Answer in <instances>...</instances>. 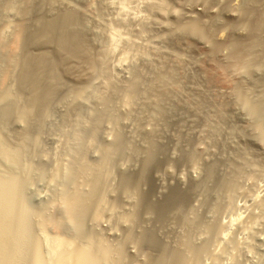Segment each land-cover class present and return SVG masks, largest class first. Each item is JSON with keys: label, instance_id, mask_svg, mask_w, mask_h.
<instances>
[{"label": "bare ground", "instance_id": "1", "mask_svg": "<svg viewBox=\"0 0 264 264\" xmlns=\"http://www.w3.org/2000/svg\"><path fill=\"white\" fill-rule=\"evenodd\" d=\"M76 1L78 6L62 0H0V21L5 12H13L18 21L11 40L3 44L0 39V162L5 166L3 172L2 168L0 170V264H123L122 246L113 248L86 229L89 218L100 220L108 177L112 167L117 168L121 161L141 165H134L138 168L131 167L127 172L119 166V197L135 200L138 213L142 209L146 216L157 214L164 225L167 216L169 218L174 210L182 213L192 193L203 190L213 195L216 200L213 202L215 205L211 206L213 209L210 208L213 214L223 206L221 200L229 198L238 188V178L236 181L233 174L228 175L225 171L222 174L217 170L218 176L216 164L208 165L203 181L194 182L189 190L173 188L159 202L153 198L156 184L153 186L150 182L156 181L159 172L154 169L164 161L161 157L168 151L163 143L160 144L162 140H158L161 128L167 130L172 120L176 125L177 118V125L181 128L186 122L183 121L184 117L191 114L200 117L201 126L208 128L210 134L205 132L214 139L222 136L220 124L229 119L228 103L231 97L242 94L248 99L247 95H243L245 77H241H250L251 71L264 66V0H241L239 7L232 5L231 0H222L221 11L215 8V0H183L189 7L187 10L196 15L188 17L174 13L171 17L177 21L178 37L186 45H194L192 47H195L200 59L193 57L191 63L186 65L176 57L149 61L147 58L142 65L146 68L142 70L136 67L131 78L120 85L110 79L106 51L99 45L100 36L89 24L90 6L85 0ZM222 14L227 20L223 19ZM172 44H176V37H173ZM225 52L229 53L223 55ZM221 55L223 59H220ZM195 83L200 86H196V90L191 88L196 95L184 93ZM196 96L202 100L195 101L200 99H194ZM117 99L120 103L122 101L125 108L119 107ZM261 102L263 105L257 108V112L264 116V98ZM57 111L62 122L69 125L72 131V142L68 147L72 161L67 172L62 174L63 186L60 191L65 208L58 218L47 219L41 214L43 219L40 216L38 226L32 223L31 216L35 212L26 189L32 182L31 175L42 178L45 170L29 165L27 159L33 154L31 147L38 143L33 137L34 132L42 131L47 118ZM129 119L134 123L131 136L121 129ZM105 122H110L114 128L113 139L110 146L101 151L99 163L90 165L86 161L89 151L84 136L92 139L103 137L101 130ZM16 123L23 125V133L20 134L22 143L11 148L7 130ZM136 138L140 140L139 144ZM182 138L183 135H180L179 140ZM263 141L264 130L253 141L264 158ZM189 143L193 145L192 141ZM196 145L192 146L191 151L186 150L190 153L183 157L184 162L191 161L192 164L188 163L191 166L195 163L198 165V154H202ZM165 170L168 171L167 168ZM243 170L241 168L240 171ZM238 175L241 177L242 174ZM211 182L214 183L212 188L208 185ZM147 183L152 185L153 188L148 184L153 191L149 189L151 192L144 194L140 192L143 189L142 186L140 190V186ZM83 185L86 190L82 189ZM116 206L114 204L113 209ZM259 209L261 217H264V201ZM136 213L126 219L134 223L139 215ZM176 213L174 211V215ZM187 216H180L182 225L194 227L197 216L195 219ZM35 225L43 232L50 227L56 234L69 230L73 237L67 240L55 237L53 241L45 236L42 240L36 235ZM151 231L142 230L136 239L139 245L147 243L159 247L158 257L147 264H184L180 248L177 251L160 243L155 230ZM205 232L212 239V231ZM130 239L132 237L128 236L126 240ZM44 241H50L47 255L43 252ZM195 246H191L197 248H193L192 257L197 259L199 255L202 256V251L204 255L207 247L205 244L206 249L204 247L202 250L203 247ZM198 249L202 250L201 253Z\"/></svg>", "mask_w": 264, "mask_h": 264}, {"label": "rangeland", "instance_id": "2", "mask_svg": "<svg viewBox=\"0 0 264 264\" xmlns=\"http://www.w3.org/2000/svg\"><path fill=\"white\" fill-rule=\"evenodd\" d=\"M8 1L17 2L18 0ZM62 1L71 5L76 4L75 6L79 5L76 0ZM211 1L213 2V0ZM85 2L91 8L88 16L89 24L93 28V31L100 36L99 45L107 54L110 79L119 85L121 83L124 84V82L126 83L131 78L133 70L136 67L142 70L146 68L142 67V65L149 61V59L156 60L165 57V59L170 60V57H176L186 65H189L192 59L198 58L197 52L194 49L195 47H192L194 45L188 44L190 45L189 47L182 38L178 37L179 35L176 31V27L178 26L177 21L171 17L174 13L175 15H185L188 17L189 15H196L187 10L189 7L183 0H85ZM220 2L222 0H215L214 2L216 6L217 4L219 5L215 6L217 11L222 5ZM230 3L239 7L241 0H231ZM223 19L227 20L225 16H223ZM17 22V18L13 12L3 13L2 20L0 21V39L3 44L11 40L10 38ZM173 37H176V44L174 46L172 44ZM227 53L229 52H225L223 55H227ZM223 55L220 56V59ZM199 57L202 56L200 55ZM192 66H194L193 61ZM253 71H251L250 77L244 75L241 77H245L243 79L245 81L243 85V90L245 89L243 92L245 94L242 93L243 95H247L246 98L248 99H245V96H242V94L231 97L230 103H228L229 119L220 124L219 132H222L219 134L222 136L219 135L220 137L214 138L216 140L209 136L208 128L201 126L203 123L200 117L191 114H187V120L184 117L183 121L186 122L183 123L186 125L183 124L181 128L177 125L179 118L175 117L174 120L178 119L177 121L175 120L176 125L172 120L173 126L170 124V129H160L162 133L158 134V140H162L160 144L163 143L162 145L166 148L165 150L168 148V151L166 155L161 157V160L164 161L158 165L157 169H154V171L158 170L157 172L159 173L156 175V181L154 183L150 182V184L153 186L156 184V186L153 188L152 185L147 183L146 188V185L142 184L140 190L143 189L139 190L146 194L151 192L149 189L152 190L153 188L155 190L154 195L156 192V195L153 196L154 201H162L173 188H180V190L188 188L189 190L194 182L203 181L208 165L216 164L217 173L219 171L223 174L225 171L228 175L233 174L232 176L236 181L237 178L239 181L237 190L229 198L221 200L223 201V206L221 205L218 212L213 211L212 214L210 210V208L213 209L211 206L215 205L213 203L216 201L215 197L206 191L207 194L203 190H198V192L196 191V193L191 194L193 196L186 203L184 212L182 211L184 215L180 211L178 213V210H174L175 213L177 212V215H182V217L189 214L190 219H195V216H197V226L195 223L194 227L193 225L191 227L186 224L182 225L180 216L178 217L179 219L176 218L177 215H174V211L171 213L172 215L169 214V218L167 216V221H165L164 225V223H160L157 214H148L149 216H146L143 214L144 211L142 209L138 213L135 207V200L128 198L121 199L118 195L117 187L121 177L119 166H122L121 170L127 172L131 167L138 168L141 164H128L125 161H121L117 168L115 166L112 167L106 183L105 204L100 208V220L96 221L93 218H89L86 223V229L87 232L92 231L95 236L99 239L101 238V240L107 242L113 248H121L122 246L124 255L123 264H147L149 260L152 261L158 257L159 247L149 246L147 243L146 245L145 243L139 245L136 242L137 236L142 230L151 231V229L155 230L154 233H156L160 243L167 244L169 248L177 251L180 248L179 251H181L182 257L185 260H183L184 264H264V217H261L262 213L259 211V205L264 201V158L260 154L259 147L253 142L260 137L261 131L264 130V116H261L257 112V108L260 109L263 105L261 100L264 98V66L260 70ZM251 74L253 75L251 76ZM194 85L192 87L189 86L190 91L186 89L184 93H191V96L192 94L196 95L193 90L200 86H197L196 83ZM191 88L194 89L192 90ZM183 96L184 98L186 97L185 94ZM196 97L194 99H200L195 101L199 102L202 100L200 96ZM246 100L248 102H245ZM116 102L120 108H125L122 106V101L120 103V100L117 99ZM195 117H197L196 121ZM193 118L194 120H192ZM133 124V121L130 119L128 122H124L121 128L122 132L127 136H131L134 130ZM179 129H181V133L184 132L185 134H181ZM113 132L114 128L111 123L105 122L101 130L103 137L92 139L90 136H84V141L88 145L89 151L86 159L88 164L97 165L99 163L101 151L110 146ZM21 133H23V125L21 123H16L12 128L7 130L11 148H16L22 143ZM179 134L183 135L182 139L185 141L179 140ZM71 136V127L62 122L58 111L53 112L47 118L42 131H36L33 134L38 143L31 147L33 154L30 156V159H27V163L31 164L34 168L43 167L45 170L42 178L31 175L32 182L29 188L26 189L28 190L26 192L27 196L31 197V208L35 212L31 216L32 223L34 224H40L38 222V220H41L40 216L42 219L43 215L47 219L58 218L63 213L65 203L60 191L63 186L62 174H65L71 166L72 157L68 150L72 142ZM217 139L219 140L217 141ZM135 141H138V144L140 143L138 138ZM191 141L193 145L190 146L191 143L189 142ZM195 145L201 150L202 154H198L200 155V157H197L199 163L196 161L198 165L195 163L193 164L195 166L192 167L193 165H189L191 161L189 163L186 160L185 163L183 159L186 158L185 155L187 156V153H190L186 150L191 151L192 146L194 147ZM172 147L174 150L171 149ZM168 153L169 155H167ZM134 165L139 166L136 167ZM246 165H251L252 167L248 168L247 166L246 169ZM4 167L0 162V170L2 168V172L5 170ZM166 168L168 171L165 170ZM241 168L242 170L244 168L245 171L241 172ZM234 169H237V171L234 172ZM216 172L215 176L217 177ZM237 172L243 176L239 177ZM241 178L244 179L242 180ZM213 184L211 182L208 185L212 188ZM82 189L86 190V187L83 185ZM114 204H117L115 209H113ZM134 213L138 217L134 223H131L126 218ZM191 213H195L196 215H191ZM170 215H174L175 217H171ZM207 225L209 226L205 229ZM38 226L35 229L36 235L40 238L42 237V240L45 236L47 239L52 240L55 237H60L63 240L73 237V234L69 230H62L59 234H56L50 227L49 230H46L47 232H43ZM205 230H208L209 233L212 231V239L206 235ZM128 236L132 237L129 241L126 240ZM45 242H43V252L46 254H43L47 255L49 254L50 246L48 247V245L50 241ZM81 243L82 245L85 244ZM205 244L207 249L204 246ZM195 245L199 246V248L203 247L202 250H204V247L206 249L204 250V255L203 251L201 250V253L200 249H198L202 256L200 257L197 254V259L194 258L195 256L192 257L194 253L192 251L197 248L193 247V250L191 246Z\"/></svg>", "mask_w": 264, "mask_h": 264}]
</instances>
